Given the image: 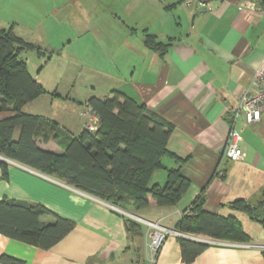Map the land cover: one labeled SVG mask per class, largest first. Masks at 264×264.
<instances>
[{
  "label": "crops",
  "instance_id": "crops-1",
  "mask_svg": "<svg viewBox=\"0 0 264 264\" xmlns=\"http://www.w3.org/2000/svg\"><path fill=\"white\" fill-rule=\"evenodd\" d=\"M27 1L0 0L4 4L1 11L24 9ZM41 2V11L32 12L31 17L23 16L31 21L26 27H22L20 20H0V28L14 25L20 37L44 52H31L38 57L36 62L30 54L24 57L30 74L48 92L27 104L24 111L54 120L70 134L79 135L85 129V120L80 116L84 106L79 100L93 95L85 94L83 99L62 97L59 84L51 89L43 77L60 59H64L63 70L72 71L76 65L72 57L86 53L91 61L80 66H86L85 71L93 74L102 73L101 81H109V91L98 96L112 97L113 91H121L146 104L173 127L168 149L181 159L168 157L165 164L180 166L182 174L192 182L175 206L161 207L150 197L147 208L128 207L126 212H137L139 218L176 230L183 214L205 188L204 209L239 219L250 241L189 235L224 245L208 244L192 262H186L181 237L169 235L153 262L144 225L137 222L138 231L128 230L126 217L111 204L26 165L0 158V200L41 204L75 223L66 237L47 250L0 234V262L6 255L24 264H264L263 250L241 246L264 244L263 227L248 214L231 207L237 199L251 205L263 200L264 104L257 123L248 124L241 112L236 116L240 97L258 91L253 78L264 62V0ZM247 2L255 11L247 9ZM147 35L170 46L164 52L151 50L145 45ZM58 49H62L61 54L55 53ZM89 79L95 80L92 76ZM13 115L11 111L1 112L0 121ZM233 126L241 134L242 156L237 161L223 158ZM39 145L61 153L55 142ZM2 160L8 164V178L2 177ZM166 181L167 176L158 171L152 179L160 185ZM53 220L51 215L41 217L42 222Z\"/></svg>",
  "mask_w": 264,
  "mask_h": 264
},
{
  "label": "trees",
  "instance_id": "trees-1",
  "mask_svg": "<svg viewBox=\"0 0 264 264\" xmlns=\"http://www.w3.org/2000/svg\"><path fill=\"white\" fill-rule=\"evenodd\" d=\"M145 45L164 52L170 43L147 35ZM24 51L43 50L20 37L15 26L0 28V113L13 116L0 121V156L37 170L75 190L85 193L122 211L128 207L147 208L152 197L159 206L177 205L189 191L192 182L181 167L165 164V159H181L168 149L173 127L146 104L115 90L112 97L91 96L81 106L92 108L98 116L94 132L83 129L72 135L51 119L29 114L24 108L48 92L30 74ZM55 97L56 94H53ZM66 98V97H65ZM18 138H15L16 132ZM55 142L61 153L43 149L39 143ZM2 177L8 178V164L1 161ZM164 170V185L152 182L155 173ZM206 189L191 203L176 226L180 233L203 235L215 240L249 242L242 222L236 217H223L204 209ZM261 224L264 229L263 200L256 205L244 199L231 203ZM51 215L52 222L41 217ZM124 216V215H123ZM126 217V216H125ZM128 230L138 231L137 221L126 217ZM75 227L69 219L54 214L45 206L20 200H0V234L41 248L51 249ZM183 259L192 262L209 245L181 237ZM213 240V239H211ZM0 264H24L2 256Z\"/></svg>",
  "mask_w": 264,
  "mask_h": 264
},
{
  "label": "built area",
  "instance_id": "built-area-1",
  "mask_svg": "<svg viewBox=\"0 0 264 264\" xmlns=\"http://www.w3.org/2000/svg\"><path fill=\"white\" fill-rule=\"evenodd\" d=\"M245 7V4L243 5ZM247 9L251 11H255V7H253L250 2H247L246 4ZM245 7V8H246ZM253 83L258 87V91L253 94L244 93L240 97V104L237 116L241 113H243L246 121L248 124H254L261 120L262 117V110L261 107L264 104V62L261 65V67L256 71L253 78ZM80 116L85 120V128L88 129L91 132H94L97 130L98 127V116L93 111L92 108L89 107H83L80 111ZM241 141V134L240 132L233 126L230 129L228 138L225 143L224 152H223V158H227L232 161H237L242 156V149L240 146ZM3 160H6L5 158L1 157ZM8 161V160H6ZM218 175H221V172L217 171ZM113 209H115L120 214L127 216L140 224L144 225L147 230V235L149 236L150 240L147 244V247L149 249V253L151 254L152 261L154 262L156 260V257L160 253L165 239L169 235L173 236H179L184 238H191L196 241L204 242L211 245H224V243L215 241V240H205L200 239L196 237H192L183 233L178 232L175 229H169L160 224L159 222L149 221L145 220L143 218H139L136 215H132L126 211H122L118 208H115L111 206ZM187 213L189 214L190 211L188 210ZM240 246V245H238ZM241 246L246 247H253L264 251V244H245Z\"/></svg>",
  "mask_w": 264,
  "mask_h": 264
},
{
  "label": "rangeland",
  "instance_id": "rangeland-1",
  "mask_svg": "<svg viewBox=\"0 0 264 264\" xmlns=\"http://www.w3.org/2000/svg\"><path fill=\"white\" fill-rule=\"evenodd\" d=\"M52 1L54 2V0ZM2 5L4 4L1 3V6H0V20H3L5 18L8 20L9 19H16L17 21L20 20L22 23V27H26L31 23L29 18L23 17L24 15L31 17L33 16L32 12H38V11H41L42 9L41 0H28L25 5V8L27 7L28 8L27 9L24 8L25 10L23 8H18V9L14 8L13 10L9 12L7 11L3 12V10L1 11ZM25 12L27 13L25 14ZM91 16L94 19V15L92 14ZM58 34L60 35V31L56 33L57 36ZM82 44L83 43H80L79 45H82ZM62 49L55 50L56 51L55 53L61 54ZM24 52L25 53H22L21 58L24 59V57L27 54H30L31 56H33L35 62L36 60H39L35 54L34 55L33 53L31 54V52L33 51H24ZM72 58H73V61L76 63V65L73 66L72 71L63 70V68L65 69V67L63 66L64 59L63 60L60 59L59 61H56V65H53L50 69L47 70V73L45 77H43V79L46 80L45 83H47L48 87H50L51 89H55V87H58L56 85L58 83L59 84L58 93L62 95V97H68L69 95L70 99H83V95L85 94H88L89 96L92 94L93 96L100 97L98 95H103L105 92L109 91L107 90L109 88V81H101L100 79V77L102 76V73H98L96 71V73L93 74L88 71H85L86 66H82V67L80 66L82 65V63L83 65H85V63L87 64L88 61H91V57H87L86 53L84 54L80 53V54H76V56H73ZM79 69H83L84 72L80 73ZM57 76L58 77L61 76V79L57 78ZM89 76H92L95 80L89 79ZM56 78H57V82H55ZM92 87H95L96 90L93 91ZM79 101H81L80 103H84V101L86 100H79ZM158 172H160L161 174H164V176H167V173L164 170H159ZM162 185H164V183H162ZM131 213H134L135 215H137L136 214L137 212L131 211Z\"/></svg>",
  "mask_w": 264,
  "mask_h": 264
},
{
  "label": "water",
  "instance_id": "water-1",
  "mask_svg": "<svg viewBox=\"0 0 264 264\" xmlns=\"http://www.w3.org/2000/svg\"><path fill=\"white\" fill-rule=\"evenodd\" d=\"M204 243V242H203Z\"/></svg>",
  "mask_w": 264,
  "mask_h": 264
}]
</instances>
